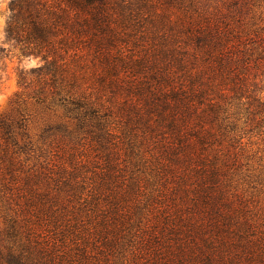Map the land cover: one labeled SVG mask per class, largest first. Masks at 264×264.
Instances as JSON below:
<instances>
[{
  "label": "trees",
  "instance_id": "trees-1",
  "mask_svg": "<svg viewBox=\"0 0 264 264\" xmlns=\"http://www.w3.org/2000/svg\"><path fill=\"white\" fill-rule=\"evenodd\" d=\"M209 7L203 0L9 1L5 41L41 61L17 72L18 86L27 85L29 74L31 98L62 110L106 150V164L91 232L81 212L71 223L67 210L56 208L59 184L32 187L40 172L25 176L16 191L3 184L0 264H81L90 257L89 238L112 255L134 246L138 254L145 241L149 256L166 255L167 264H226L222 246L256 234L253 217L260 215L252 216L227 186L240 174L241 132L264 115V25L248 16V0ZM15 130L14 122L0 119V163L9 146L21 148ZM118 149L128 170L117 169ZM143 159L152 171L146 180L159 184L156 201L145 208V226L129 222L142 208L116 197L143 187V170L135 172ZM12 166L10 158L6 168ZM70 190L67 195L77 196L76 187ZM66 218L60 230L51 228ZM162 233L173 244L165 246ZM255 242L264 251V231ZM101 254L97 264H106ZM256 262L264 264V253Z\"/></svg>",
  "mask_w": 264,
  "mask_h": 264
},
{
  "label": "rangeland",
  "instance_id": "rangeland-1",
  "mask_svg": "<svg viewBox=\"0 0 264 264\" xmlns=\"http://www.w3.org/2000/svg\"><path fill=\"white\" fill-rule=\"evenodd\" d=\"M9 1L0 0V18L3 21L0 23V119L15 123V137L21 148L9 146L7 156L0 163V187L5 184L16 191L20 185L25 184V176L40 172L36 175L38 179L35 183L33 181L36 178L32 177V187L42 190L44 186L48 185L50 188L55 184H59L61 190H59L60 196H57V201L62 203L56 208L60 207V209L67 210L71 223L74 222L72 216L80 217L81 212L83 226L86 227L87 225L91 232L98 222V218L89 217L90 212L94 210V199L97 195H100L99 198L102 199L104 194L103 192L99 194L97 188L100 182L102 183L101 169H104L106 164V154H104L106 150L99 147L90 135L76 130L75 122L64 116L62 110H49L31 98L35 85L29 74H26L27 85L25 87L18 86L17 72L19 70L28 72L30 68L41 64V61L36 57L21 56L19 48H14L5 41L3 30L8 15ZM203 1L210 6L209 9H212L219 7L223 4V1L227 0ZM248 3L251 5L248 16L254 15L257 22L264 25V0H248ZM257 120L258 125L255 128L241 132V134L243 133L242 143L241 146L237 147V150L240 151L238 160L240 174L233 177L235 180L227 188L230 189V192L242 196L241 200L248 203L247 209L252 216L254 214L260 215V217L257 215L253 217L258 228L255 230L256 234L249 235V241L244 238L238 242L239 244L235 246L232 244L228 247L230 251L222 246L221 249L225 250L224 253L227 255V257L225 255L226 264H234L233 259H236V264H257L256 261L259 256L264 253L261 248L256 246L258 242H255L260 231H264V115L263 118L257 117ZM243 121L244 118H241L239 124L241 125ZM19 122L21 125H19ZM115 149L117 150V148ZM10 158L13 160L11 171L6 168ZM113 158L118 162L117 169L120 170V167H125L128 170L130 167L122 149H118ZM146 158H148V155ZM146 160L143 159V167L135 171L139 173L143 170V173L138 174L141 178L140 185H143L138 194L134 196L127 190L123 192L119 190L116 196L120 198L119 200L123 206H125L124 203L126 205L136 203L142 208L140 210L142 216L138 214L137 217L131 214L129 222L131 220H141L144 226L146 222L145 208L148 204H153L150 201H156V187L159 186L158 183L152 185L151 178L150 181L146 180L144 174L152 172L145 171L144 164ZM125 179L126 176L123 180ZM71 186L77 188V196L70 197L71 194L67 195L71 191ZM50 192L55 195L58 191ZM161 200L158 201L161 202ZM157 207H159V204H157ZM123 208H125L124 210L127 209L126 207ZM259 208H262V211H259ZM243 209L245 210V208ZM66 220L67 218L62 222H56L55 225H51V228H55L56 231L60 230ZM152 220L157 221L158 216H152ZM120 230L126 232L123 227ZM127 232L132 233L133 229ZM164 233H162V243L165 246L166 242L173 244L174 237L168 236V239H166ZM233 238L235 236H230L227 240ZM90 239L92 238L88 240L90 257L87 260H82L81 264H97V260L100 256L102 257L101 253L107 256L108 262L106 264H167L168 262L166 255L160 258L154 256V259H152V256H149L152 253V248L146 247L148 244L145 241H143V249L140 253L136 254L138 250L134 246L133 249L128 247L121 256L120 253L112 255L111 252L102 247L99 240ZM95 240L97 241L95 242ZM70 242L68 240V243ZM241 242H243V245ZM95 243H97L96 247ZM123 248L124 246L120 251H123ZM93 258L96 259V262ZM100 264L105 263L101 261Z\"/></svg>",
  "mask_w": 264,
  "mask_h": 264
},
{
  "label": "clouds",
  "instance_id": "clouds-1",
  "mask_svg": "<svg viewBox=\"0 0 264 264\" xmlns=\"http://www.w3.org/2000/svg\"><path fill=\"white\" fill-rule=\"evenodd\" d=\"M3 21H2V18H0V23H2Z\"/></svg>",
  "mask_w": 264,
  "mask_h": 264
}]
</instances>
